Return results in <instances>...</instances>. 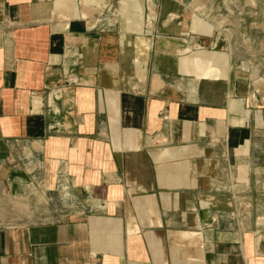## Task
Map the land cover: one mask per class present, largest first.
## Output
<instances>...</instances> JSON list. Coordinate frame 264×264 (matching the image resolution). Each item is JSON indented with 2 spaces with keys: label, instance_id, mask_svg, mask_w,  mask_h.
I'll return each mask as SVG.
<instances>
[{
  "label": "crops",
  "instance_id": "0c3cea01",
  "mask_svg": "<svg viewBox=\"0 0 264 264\" xmlns=\"http://www.w3.org/2000/svg\"><path fill=\"white\" fill-rule=\"evenodd\" d=\"M196 0H0V264H264V90Z\"/></svg>",
  "mask_w": 264,
  "mask_h": 264
},
{
  "label": "rangeland",
  "instance_id": "374dc122",
  "mask_svg": "<svg viewBox=\"0 0 264 264\" xmlns=\"http://www.w3.org/2000/svg\"><path fill=\"white\" fill-rule=\"evenodd\" d=\"M192 7L215 24L241 70L264 90V0H196Z\"/></svg>",
  "mask_w": 264,
  "mask_h": 264
}]
</instances>
